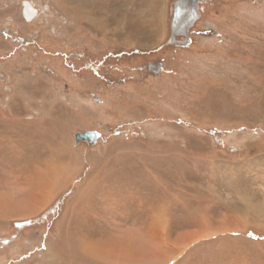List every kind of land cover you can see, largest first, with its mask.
Wrapping results in <instances>:
<instances>
[{
  "label": "rangeland",
  "instance_id": "374dc122",
  "mask_svg": "<svg viewBox=\"0 0 264 264\" xmlns=\"http://www.w3.org/2000/svg\"><path fill=\"white\" fill-rule=\"evenodd\" d=\"M25 1L0 0V264H264V0H199L176 41V0Z\"/></svg>",
  "mask_w": 264,
  "mask_h": 264
},
{
  "label": "flooded vegetation",
  "instance_id": "af4514ba",
  "mask_svg": "<svg viewBox=\"0 0 264 264\" xmlns=\"http://www.w3.org/2000/svg\"><path fill=\"white\" fill-rule=\"evenodd\" d=\"M198 5H199V0H176L175 1V7H174V12H173L172 21H171L172 41H176L179 36L180 37L186 36L187 39L189 38L190 29L195 24V21L198 19ZM176 9L178 10L180 14L178 19L175 18ZM185 29H186V33H185ZM20 41H24V39L21 38Z\"/></svg>",
  "mask_w": 264,
  "mask_h": 264
},
{
  "label": "water",
  "instance_id": "95a60500",
  "mask_svg": "<svg viewBox=\"0 0 264 264\" xmlns=\"http://www.w3.org/2000/svg\"><path fill=\"white\" fill-rule=\"evenodd\" d=\"M29 9V8H28ZM30 12L35 13V11L30 8ZM29 11V10H28ZM180 16L178 10L176 9L175 18L178 19ZM186 33V29H185ZM174 39V37H173ZM75 142L80 143L82 141L88 142L90 145H95L99 138H101V132L95 129L81 130L74 134Z\"/></svg>",
  "mask_w": 264,
  "mask_h": 264
},
{
  "label": "bare ground",
  "instance_id": "6f19581e",
  "mask_svg": "<svg viewBox=\"0 0 264 264\" xmlns=\"http://www.w3.org/2000/svg\"><path fill=\"white\" fill-rule=\"evenodd\" d=\"M29 8V9H28ZM30 8H32L35 13L30 12ZM29 10V11H28ZM23 13H24V17L27 21L32 22L34 21V19L37 17V15L39 14L38 9L35 7L34 3L29 1H25L24 2V7H23ZM198 223V222H197ZM244 224H241V226H243ZM240 226V227H241ZM57 250V249H56ZM60 249H58L57 251H59ZM56 257H59V254L61 255L60 252H54L53 253ZM64 264V263H63Z\"/></svg>",
  "mask_w": 264,
  "mask_h": 264
}]
</instances>
